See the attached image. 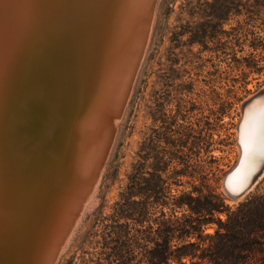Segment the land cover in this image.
<instances>
[{"label":"bare ground","instance_id":"1","mask_svg":"<svg viewBox=\"0 0 264 264\" xmlns=\"http://www.w3.org/2000/svg\"><path fill=\"white\" fill-rule=\"evenodd\" d=\"M155 2L0 0V264H56L67 248L131 98ZM263 90L241 107L232 192L264 165Z\"/></svg>","mask_w":264,"mask_h":264},{"label":"rangeland","instance_id":"2","mask_svg":"<svg viewBox=\"0 0 264 264\" xmlns=\"http://www.w3.org/2000/svg\"><path fill=\"white\" fill-rule=\"evenodd\" d=\"M155 1L152 37L113 122L93 203L56 264H149L157 243L166 245L159 234L175 235L177 220L199 216L192 197L218 196L207 201L219 209L202 214L185 240L171 237L169 251L223 232L221 222L249 195L264 193V175L242 198L223 187L241 107L264 88V0Z\"/></svg>","mask_w":264,"mask_h":264},{"label":"trees","instance_id":"3","mask_svg":"<svg viewBox=\"0 0 264 264\" xmlns=\"http://www.w3.org/2000/svg\"><path fill=\"white\" fill-rule=\"evenodd\" d=\"M210 197L218 198L213 194L192 197L191 209L199 216L190 223L177 220L176 237L185 240L197 231L194 222H204L202 214L213 215L218 211L219 206L207 201ZM221 225L223 232L219 229L213 235L200 237L198 242L183 243L173 251H169L167 243L175 235L169 237L163 232L159 235L166 245L157 243L147 261L149 264H170V258H174L178 264H203L204 261L206 264H264V193L249 195ZM187 257L191 262L183 260ZM196 258L199 260H194Z\"/></svg>","mask_w":264,"mask_h":264},{"label":"water","instance_id":"4","mask_svg":"<svg viewBox=\"0 0 264 264\" xmlns=\"http://www.w3.org/2000/svg\"><path fill=\"white\" fill-rule=\"evenodd\" d=\"M262 92H264V90L261 91L260 93H262ZM240 158H241V155H240ZM240 158H239V160H238V163H236L235 167H233L234 169L231 170L230 173H232V172L238 167L239 162H240ZM261 168L263 169V168H264V165H263V167H261ZM262 169H260V170L258 171V173L252 177V179L250 180V182H249V183H248V184H247V185H246L241 191H239V192H232V191H230V190L226 187L227 176L230 174V173H228V174L225 176V180H224V184H225L226 190L228 191V195L231 196V197H233V198H238V197L242 196L243 194H246L247 192H249L250 187H251L252 184L255 182V180L257 179V176L261 173Z\"/></svg>","mask_w":264,"mask_h":264},{"label":"snow or ice","instance_id":"5","mask_svg":"<svg viewBox=\"0 0 264 264\" xmlns=\"http://www.w3.org/2000/svg\"><path fill=\"white\" fill-rule=\"evenodd\" d=\"M245 149H246V152L250 151L251 150L250 145L246 144Z\"/></svg>","mask_w":264,"mask_h":264}]
</instances>
